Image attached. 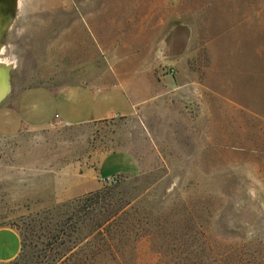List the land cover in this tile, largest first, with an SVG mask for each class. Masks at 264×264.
I'll return each mask as SVG.
<instances>
[{"label": "rangeland", "instance_id": "374dc122", "mask_svg": "<svg viewBox=\"0 0 264 264\" xmlns=\"http://www.w3.org/2000/svg\"><path fill=\"white\" fill-rule=\"evenodd\" d=\"M3 44L13 96L119 86L141 115L0 137L1 264H264V0H19ZM119 148L138 173L54 201Z\"/></svg>", "mask_w": 264, "mask_h": 264}, {"label": "crops", "instance_id": "0c3cea01", "mask_svg": "<svg viewBox=\"0 0 264 264\" xmlns=\"http://www.w3.org/2000/svg\"><path fill=\"white\" fill-rule=\"evenodd\" d=\"M14 92V91H13ZM9 91L0 103V137H10L23 127L38 128L53 121L67 125H81L109 118H132L141 115L135 92L119 86L93 88L82 83H71L57 89L41 85L17 89L16 96ZM139 117V116H138ZM141 129L145 130L142 118ZM109 163L114 172L106 173ZM141 170L138 155L126 148L103 154L94 170L77 171L68 194H55L54 201H64L99 188L102 180L116 175L136 174ZM104 173L107 175L104 178ZM22 237L12 225H0V263L15 260L22 252Z\"/></svg>", "mask_w": 264, "mask_h": 264}, {"label": "water", "instance_id": "95a60500", "mask_svg": "<svg viewBox=\"0 0 264 264\" xmlns=\"http://www.w3.org/2000/svg\"><path fill=\"white\" fill-rule=\"evenodd\" d=\"M19 0H0V46L9 30L17 10ZM14 65L0 62V103L5 99L11 88V70Z\"/></svg>", "mask_w": 264, "mask_h": 264}, {"label": "trees", "instance_id": "16d2710c", "mask_svg": "<svg viewBox=\"0 0 264 264\" xmlns=\"http://www.w3.org/2000/svg\"><path fill=\"white\" fill-rule=\"evenodd\" d=\"M100 193H99V191H95L94 193H92V195H95V196H98ZM78 200H80V199H78ZM69 220L70 219H72V217H69L68 218ZM80 223H83V221H81ZM65 224H66V222H65ZM78 229V231H80V229H79V227L77 228ZM60 230H62V229H60ZM90 233L88 232L87 233V235H89ZM54 243H56V240H54V241H52V242H50L49 244H47L46 246H44L43 248H42V250H51L53 247V245H54ZM44 251V252H45ZM82 253H84L85 254V252H83L82 250H81V254ZM46 254V253H45ZM45 254H43V256L45 257ZM20 256V255H19ZM17 259V258H16ZM15 259V260H16ZM15 260H13V261H10V262H7V263H13ZM1 264V263H0ZM76 264H88L85 260H82V259H80Z\"/></svg>", "mask_w": 264, "mask_h": 264}, {"label": "bare ground", "instance_id": "6f19581e", "mask_svg": "<svg viewBox=\"0 0 264 264\" xmlns=\"http://www.w3.org/2000/svg\"><path fill=\"white\" fill-rule=\"evenodd\" d=\"M18 3H19V2H18ZM17 7H18V6H17ZM2 52H3V47H2V46H0V54H1ZM0 62H1V63H3V64H5V63H6L7 65H8V64H11V65L13 64L12 62H4V61H3V60H1V59H0Z\"/></svg>", "mask_w": 264, "mask_h": 264}, {"label": "built area", "instance_id": "2783aa9c", "mask_svg": "<svg viewBox=\"0 0 264 264\" xmlns=\"http://www.w3.org/2000/svg\"><path fill=\"white\" fill-rule=\"evenodd\" d=\"M107 179H111V178H107Z\"/></svg>", "mask_w": 264, "mask_h": 264}]
</instances>
